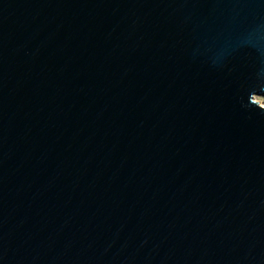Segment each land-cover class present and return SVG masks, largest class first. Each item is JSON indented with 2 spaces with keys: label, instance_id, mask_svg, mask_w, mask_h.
<instances>
[{
  "label": "water",
  "instance_id": "water-1",
  "mask_svg": "<svg viewBox=\"0 0 264 264\" xmlns=\"http://www.w3.org/2000/svg\"><path fill=\"white\" fill-rule=\"evenodd\" d=\"M264 0H0V264H264Z\"/></svg>",
  "mask_w": 264,
  "mask_h": 264
},
{
  "label": "rangeland",
  "instance_id": "rangeland-1",
  "mask_svg": "<svg viewBox=\"0 0 264 264\" xmlns=\"http://www.w3.org/2000/svg\"><path fill=\"white\" fill-rule=\"evenodd\" d=\"M254 101L259 105L264 107V95L262 96H254Z\"/></svg>",
  "mask_w": 264,
  "mask_h": 264
}]
</instances>
